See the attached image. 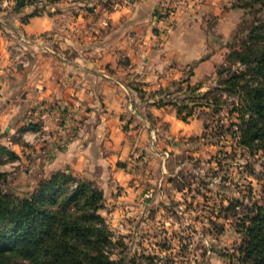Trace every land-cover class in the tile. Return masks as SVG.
<instances>
[{
	"label": "crops",
	"instance_id": "obj_1",
	"mask_svg": "<svg viewBox=\"0 0 264 264\" xmlns=\"http://www.w3.org/2000/svg\"><path fill=\"white\" fill-rule=\"evenodd\" d=\"M159 1L0 8V143L19 156L12 163L47 177L83 174L104 197L119 187V211L148 195L138 189L160 184L179 137L201 129L198 117L183 121L167 103L176 99L171 87L185 78L181 86L199 90L216 83L227 48L213 41L228 38L244 11L233 0H179L157 19Z\"/></svg>",
	"mask_w": 264,
	"mask_h": 264
},
{
	"label": "rangeland",
	"instance_id": "obj_2",
	"mask_svg": "<svg viewBox=\"0 0 264 264\" xmlns=\"http://www.w3.org/2000/svg\"><path fill=\"white\" fill-rule=\"evenodd\" d=\"M234 2L239 5L249 0ZM250 4L241 7L243 17L231 35L213 41L215 45L226 46L225 56L246 38L255 23L254 18L264 20V0ZM225 67L235 69L241 64L227 63ZM224 75L216 76V83L208 88L211 91L206 97L219 95L226 102L194 107V102L188 100L201 129L198 133L179 137L180 141L184 139L182 149L171 148L165 169L159 173L160 184L138 189L148 192L146 198L132 199L119 211L115 209L119 201L113 194L119 193L120 188L115 187V192L111 193L107 190L99 213L112 233L114 245L108 249L113 258H135L141 264L150 259L158 264H245L237 259L243 236L238 217L251 212L254 203H264V148L249 153L231 136L235 127L230 122L236 119L234 113L228 112L227 102L236 96H228L217 87ZM178 88L179 84L174 83L170 99L182 98L185 92L192 95L185 84L183 89ZM204 123L206 129L202 128ZM9 158V153L0 151L5 192L26 196L47 177L38 175L35 169L29 172L25 164L12 163L16 160ZM75 175L100 187L96 180L83 174ZM224 214L227 218L222 217ZM21 262L22 259L14 258L11 264Z\"/></svg>",
	"mask_w": 264,
	"mask_h": 264
},
{
	"label": "trees",
	"instance_id": "obj_3",
	"mask_svg": "<svg viewBox=\"0 0 264 264\" xmlns=\"http://www.w3.org/2000/svg\"><path fill=\"white\" fill-rule=\"evenodd\" d=\"M254 1L259 0L233 5L246 7ZM15 2L23 5L34 0ZM253 21L246 38L232 47L216 70V76L225 74L217 82L219 90L236 96L227 102L228 112L234 113L236 119L230 122L235 127L231 136L249 153L264 148V20ZM227 63L233 66L239 63L241 67L227 69ZM186 80L178 81V89H183L181 82ZM185 89L192 91V95L185 92L182 98L167 101L175 106L183 121L192 114L190 99L194 107L226 102L219 95L206 97L211 89L200 91L197 85L189 83ZM203 128H207L205 123ZM0 151L9 153L10 161L19 159L2 143ZM3 175L0 172V264H11L14 258L22 259L21 264H141L135 258L111 256L108 248L114 245L112 233L99 213L103 208V191L90 180L57 170L42 179L28 195L19 197L2 189ZM238 220L243 236L237 259L245 264H264V203H254L251 212ZM146 264L158 263L150 259Z\"/></svg>",
	"mask_w": 264,
	"mask_h": 264
},
{
	"label": "built area",
	"instance_id": "obj_4",
	"mask_svg": "<svg viewBox=\"0 0 264 264\" xmlns=\"http://www.w3.org/2000/svg\"><path fill=\"white\" fill-rule=\"evenodd\" d=\"M15 0H0V8L6 9L14 3ZM179 0H160L155 9L154 16L157 19H164L171 14V12L178 6ZM19 38L22 42L28 41V37L24 32H19ZM155 138L154 132H152V139Z\"/></svg>",
	"mask_w": 264,
	"mask_h": 264
}]
</instances>
